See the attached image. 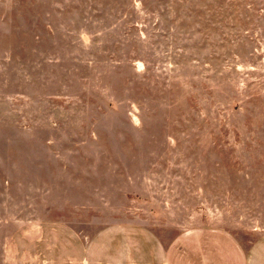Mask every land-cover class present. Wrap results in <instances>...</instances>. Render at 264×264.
<instances>
[{
  "label": "rangeland",
  "instance_id": "1",
  "mask_svg": "<svg viewBox=\"0 0 264 264\" xmlns=\"http://www.w3.org/2000/svg\"><path fill=\"white\" fill-rule=\"evenodd\" d=\"M233 239L264 264V0H0V264Z\"/></svg>",
  "mask_w": 264,
  "mask_h": 264
},
{
  "label": "crops",
  "instance_id": "2",
  "mask_svg": "<svg viewBox=\"0 0 264 264\" xmlns=\"http://www.w3.org/2000/svg\"><path fill=\"white\" fill-rule=\"evenodd\" d=\"M187 232H188V230L184 231L182 234H186ZM42 234H43V232H42V229L40 228V230L38 231V235H39V238L38 239H39V241H40L41 238H43ZM74 234H76V233H74ZM76 236H77V234H76ZM77 238L82 243V248L86 252V249H85L86 248L85 247L86 243L85 242L87 240L86 239L83 240V239H81L78 236H77ZM231 240H232V237H231ZM233 241H234L233 245H234L235 249H237L239 263H228V264H247V263H245L246 262V256L244 255V253L241 252L240 245H239L238 241L235 240V239H233ZM177 246L176 245H173V246H170V248L168 246H166V245L159 246L158 247L159 248L158 249V253L160 252L159 255H162V256H160V260L157 262V264H182V263H180V259H179V257H177V255L172 256L170 259H169V256H168L169 254H175V253H172V252H177L179 249H181V246L180 245L178 247ZM71 260H72L71 263H59V264H89V263H87V260L85 258H82L81 260L80 259L78 260V259L72 258ZM95 261H96V263H90V264H99L98 262H100L99 259H96ZM107 263H112V264H129L126 261H124L122 263H118L116 261L107 262ZM32 264H46V263H32ZM100 264H101V262H100ZM148 264H154V262H150ZM188 264H193V263H188ZM203 264H205V263H203Z\"/></svg>",
  "mask_w": 264,
  "mask_h": 264
}]
</instances>
